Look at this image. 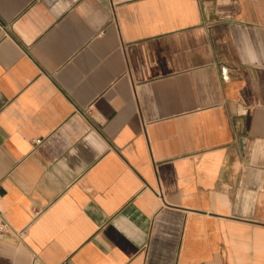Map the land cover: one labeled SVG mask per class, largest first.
Listing matches in <instances>:
<instances>
[{
	"label": "crops",
	"instance_id": "crops-1",
	"mask_svg": "<svg viewBox=\"0 0 264 264\" xmlns=\"http://www.w3.org/2000/svg\"><path fill=\"white\" fill-rule=\"evenodd\" d=\"M0 223V264H264V0H0Z\"/></svg>",
	"mask_w": 264,
	"mask_h": 264
},
{
	"label": "built area",
	"instance_id": "built-area-1",
	"mask_svg": "<svg viewBox=\"0 0 264 264\" xmlns=\"http://www.w3.org/2000/svg\"><path fill=\"white\" fill-rule=\"evenodd\" d=\"M40 140L38 139H33L32 142L35 144V143H38ZM5 227V224L3 223H0V230H2L3 228Z\"/></svg>",
	"mask_w": 264,
	"mask_h": 264
}]
</instances>
